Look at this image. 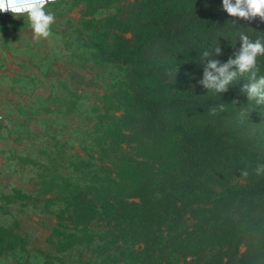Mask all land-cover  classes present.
Segmentation results:
<instances>
[{
    "label": "trees",
    "instance_id": "1",
    "mask_svg": "<svg viewBox=\"0 0 264 264\" xmlns=\"http://www.w3.org/2000/svg\"><path fill=\"white\" fill-rule=\"evenodd\" d=\"M144 1L132 43L96 47L126 69L124 115L94 134L81 166L85 183L70 186L63 200L72 216L56 230L59 250L81 246L69 231L98 219L114 222L123 236L124 264H158L160 254L177 261L207 248L218 252L204 264H225V247L226 264L238 256L241 264L250 251L255 264L264 256V177L254 171L264 163V131L241 122L239 113L264 117V105L248 101L244 78L222 94L199 81L204 50L219 46L213 58L226 63L239 51V33L264 39V23L230 17L222 0ZM257 63L264 75V56ZM187 214L198 221L191 228ZM242 245L248 248L240 255ZM17 246L0 238V252Z\"/></svg>",
    "mask_w": 264,
    "mask_h": 264
},
{
    "label": "rangeland",
    "instance_id": "2",
    "mask_svg": "<svg viewBox=\"0 0 264 264\" xmlns=\"http://www.w3.org/2000/svg\"><path fill=\"white\" fill-rule=\"evenodd\" d=\"M142 2L58 0L46 9L55 15L52 35L39 42L27 15L0 13V238L18 242L15 250L0 252V264H124L118 248L125 241L114 222L96 219L69 231L83 242L63 251L56 230L71 219L70 202L63 200L70 186L85 183L81 166L94 134L124 115L126 69L96 47L113 51L124 39L132 43ZM240 120L264 131V117L248 112ZM195 218L187 214L183 221L191 228ZM247 248L242 245L240 255ZM228 250L219 252L225 264ZM216 252L207 248L168 262L160 254L158 261L204 264ZM256 254L250 251L241 264H251ZM260 258L255 264H264Z\"/></svg>",
    "mask_w": 264,
    "mask_h": 264
},
{
    "label": "clouds",
    "instance_id": "3",
    "mask_svg": "<svg viewBox=\"0 0 264 264\" xmlns=\"http://www.w3.org/2000/svg\"><path fill=\"white\" fill-rule=\"evenodd\" d=\"M58 0H0V13H11L14 17L27 15L29 26L33 33V40L39 42L52 35L51 26L55 23L53 12L46 10L48 5H54ZM222 9L230 17L253 21L259 18L264 23V0H222ZM240 48L234 58H229L221 64L213 58L219 54L220 47L204 50L201 53L204 67L203 78L199 81L207 91L222 94L241 78L249 81L244 84L242 92L248 101H255L256 105H264V75H258L260 68L257 58L264 56V39L254 41L244 32L239 33ZM237 103V101H234ZM220 111L224 105L218 106ZM210 113L215 115L217 108H211ZM248 115L247 109H241V119ZM258 177H264V163L258 164L254 169ZM241 176L247 177L249 172L241 171Z\"/></svg>",
    "mask_w": 264,
    "mask_h": 264
},
{
    "label": "built area",
    "instance_id": "4",
    "mask_svg": "<svg viewBox=\"0 0 264 264\" xmlns=\"http://www.w3.org/2000/svg\"><path fill=\"white\" fill-rule=\"evenodd\" d=\"M4 120H5V114H4L3 107L0 102V125L4 122Z\"/></svg>",
    "mask_w": 264,
    "mask_h": 264
},
{
    "label": "crops",
    "instance_id": "5",
    "mask_svg": "<svg viewBox=\"0 0 264 264\" xmlns=\"http://www.w3.org/2000/svg\"><path fill=\"white\" fill-rule=\"evenodd\" d=\"M3 111H4V108H3ZM4 114H5V112H4Z\"/></svg>",
    "mask_w": 264,
    "mask_h": 264
}]
</instances>
